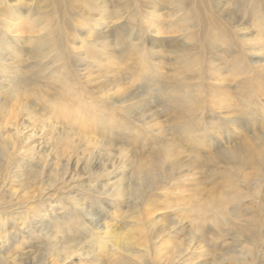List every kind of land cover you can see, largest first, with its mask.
<instances>
[{
    "label": "bare ground",
    "instance_id": "obj_1",
    "mask_svg": "<svg viewBox=\"0 0 264 264\" xmlns=\"http://www.w3.org/2000/svg\"><path fill=\"white\" fill-rule=\"evenodd\" d=\"M10 1L0 0V71H3L7 77L0 80V83H4L0 84V116L7 114L8 117L9 105L5 103L7 99L16 97L13 91L33 90L35 86L30 85L31 83L40 86L41 97L47 94V106L44 113L38 117L34 112L29 111L24 118L14 119L7 131H3L6 122L3 119L0 120V218L3 224L9 223L7 230H3V226L0 228V257L1 253L5 255L4 253L8 251L6 248H10L17 240L16 234L22 231L30 233L29 229L24 228L14 231V227H18V218L30 221L28 224L30 229L34 231L36 229L38 235L46 237L50 225L55 220H59L61 227L63 226L65 230L68 229L66 224L69 223L71 214L76 218L79 217L77 221L80 230L88 233L95 229L97 234H90L91 238L85 242L76 241L70 245H63L61 243L64 241H62L60 246H57L55 237H52V242H49L51 245L45 247L43 251L45 253L43 257L20 263L60 264L67 260L68 256L80 250L88 259V264H98V256L108 258L106 264H133L128 260L131 257L139 260L140 256H150L154 260L150 264H179L176 261L199 258L205 238L218 239L221 235L228 236L231 234L229 230H233L235 234L232 240L241 236L253 249L252 252L241 253V257L234 255L235 264H262L264 255V68L257 70L251 66L247 58L258 59L255 64L264 60V28H261V24L264 25L262 21L264 0H198L201 7H193L186 15L189 18L193 15V23H188L182 18L185 25H182L180 30L168 32L177 33L179 36L177 40L171 41L170 47L174 58L169 64L170 71L165 72L163 78H159L157 72L149 71L151 68L147 61L141 58L143 54L140 43L135 45L139 48L135 50L120 37L118 39L121 45L118 50L119 61L114 64L113 61L106 60V63L111 66L108 68L112 73L110 80L100 83L99 77L90 79V75L85 76L87 83L98 84L97 87L93 86L94 88L80 81L82 79L78 72L73 71L76 67L75 63L80 60L74 59L73 56L69 58L67 54L76 52L77 57H83L86 60L85 64L92 68L99 65L102 51L107 49L102 44L97 45V37L93 41H90V37L98 31L97 28L101 24L96 20L89 21L91 25L89 27L92 28L90 33L84 36V40L75 48L73 47V51L76 50L73 52L71 46L69 48L72 41L69 22L74 20L70 19L73 6L69 3L70 0H61V2L64 1L62 9L64 7L69 22L64 24L60 35L55 36L50 29L42 27L40 30L37 29L38 21L35 17H31L30 6L28 3L26 5V0H16L14 4ZM21 5L25 8L23 14L19 9ZM121 7L122 5L117 7L116 20L120 19ZM139 8L141 5L134 10L133 14L142 11ZM233 9H235L234 12H238L239 18H234ZM179 11L182 10L171 8L168 13H160L156 21L162 27L156 28L157 24H144L142 28L144 30L133 35V26L130 35L139 40L143 35L147 37L148 34L160 36L163 30H171L170 28L175 26L168 22V19L173 18ZM74 14L78 17L76 18L78 24L84 23L81 12L77 11V14L76 12ZM55 15H57L56 12ZM248 21L251 24L245 27L243 24ZM110 23L105 21L102 24L105 25L104 29L108 28ZM41 31L44 32L39 34ZM16 41L26 45V48L17 46ZM205 48L213 49V56L221 53L231 54L232 50H238V52L232 58L231 64L220 66L216 57L204 58L200 54ZM195 50H197L195 54L190 53ZM132 51H136L138 55ZM21 54L37 64L40 63V67L31 64V72L22 70L26 67L25 60L15 57ZM62 54L67 56L63 58ZM153 55L152 53L150 56ZM40 60L53 62L52 69L41 68ZM62 62L65 64L64 67H61ZM160 63L162 58L157 59L155 65L160 66ZM56 64L59 65L57 68ZM69 65L72 70L63 71L68 69ZM7 69L12 70L6 71ZM83 75L81 76L84 77ZM123 82L131 84L141 82L137 89H144L146 93L147 90H152L148 91L151 96L139 97L136 90H131L128 95L121 97L120 85H123ZM42 83L46 85H40ZM216 83H228L230 89L215 93L209 87ZM56 94L59 97H55ZM64 103H70V107ZM156 103L161 104L160 110H152ZM105 106L111 107V109L107 107L109 112L105 110ZM59 108V111H55ZM65 109L74 112L73 118L65 115ZM118 109L124 110L132 123L134 120H140L147 126L149 124L147 120H151L149 128L157 141V151L148 165L143 164L141 167L143 172L135 174L130 172L131 176L126 178L124 185L121 182L117 185L113 182L109 186L98 189L94 183L93 187L81 189L83 190L81 191L79 185L71 181L74 174L70 173L74 166L79 164L81 170L87 173L90 172V166H97L107 171L108 166H114L117 161L119 164L121 159L123 161L126 159L125 150L119 149L116 152L114 145H109V140L103 141V137L107 134L108 137L120 139V133L124 131V127L129 129L131 125L128 123L123 126L109 127L113 123L112 115L118 112ZM216 115L223 124L219 122ZM160 116H169L167 125L162 127L153 121V118ZM222 126H224L225 137L228 136L227 128L235 130L237 126L244 133H250V143H241L220 152L218 164L221 163L227 171H213L216 164L215 157L208 155L202 163L198 161L203 153L207 154L214 145H220L218 133L222 130L218 129ZM85 128L89 131L86 132ZM130 128L128 135L133 137L137 130L134 127ZM122 141L118 140L119 143ZM230 141L231 138L224 139V142ZM39 142L40 149H35V144ZM112 147L114 153L106 156L105 161H100L101 152H105L104 148L107 152ZM52 149L56 153L65 149H75V155L80 156L75 160L72 168L69 167L68 161L64 164L60 163L59 176L55 178L51 176L48 179L47 186L53 190L52 194L46 198L40 197L38 203L34 201L37 204L32 203L31 210L29 206H25L24 211L21 212L20 206L21 203H25L24 199H35L37 195L35 191L40 188V182H36L34 178L27 182L22 180L26 178L27 172L32 170L30 164L37 163L42 169L46 168ZM89 150H91L90 153H88ZM92 152L89 158L88 155L90 156ZM55 159L57 157L53 156L51 162ZM193 163L200 165L205 172H210L213 179L215 177L213 182L216 187L213 185L210 187L199 205H191L190 201V206L186 209L192 213V216L186 213L173 223H171L172 219L169 220L172 231L174 230L177 234V230H181L184 233V239L159 250L158 256L155 251L151 255L149 246L151 237L146 235L150 229L145 224L149 214L158 204H155V198L149 199L147 195L158 187L161 177L164 178L165 174L168 175L173 170L186 167L192 173L190 167ZM23 165L29 168L24 169ZM127 168L125 164L123 170ZM32 172L35 176L38 174L37 170ZM56 172L57 169L54 167L50 173ZM123 179L124 175L119 177V180ZM15 187L17 189H14ZM238 187L245 192L241 193ZM6 188L8 195L3 194ZM121 197L127 200L129 213L126 218L131 219L132 222L128 221L122 227L113 229L106 219L114 213V206L118 204ZM246 197L252 199L255 211L251 212V217L245 219L249 212L247 209L241 210L238 205ZM20 198L23 199L21 203L18 202ZM49 198L56 200L51 204ZM43 203L49 204V208L40 206ZM181 205L183 204H178L180 208ZM107 210L111 211L107 212ZM21 213L23 216H14ZM185 218H189L188 225L181 223L178 228H174V224H179ZM131 223L132 226H138L126 230ZM85 225H91V228L87 230L84 228ZM160 233L162 231L156 233L155 239ZM132 234L140 235V244L135 245V242H132L135 240ZM9 235L10 238L7 241L4 240L3 237ZM105 239L111 243L107 251ZM189 254H197V256L188 257ZM50 257L54 262H49ZM216 259L212 261L215 262ZM144 263L147 264V262Z\"/></svg>",
    "mask_w": 264,
    "mask_h": 264
},
{
    "label": "rangeland",
    "instance_id": "obj_2",
    "mask_svg": "<svg viewBox=\"0 0 264 264\" xmlns=\"http://www.w3.org/2000/svg\"><path fill=\"white\" fill-rule=\"evenodd\" d=\"M10 2L11 4H14L16 3V0H11ZM25 2L26 5L28 3V5L30 6V12H31L30 14H32L31 17L32 16L35 17L38 21L39 24V27L37 28L38 30H40L42 27L43 29H50L53 32L54 36L60 35V33L63 30L64 24L66 22L67 23L69 22V17L68 15L65 14L64 7L62 9L63 6L62 3H64V1L61 2V0H51L49 2V0H31V1L26 0ZM69 3L71 4V6L73 5L72 11L70 13L72 16H70L71 17L70 19L72 20L74 19L73 21L69 22V25L72 30V34L70 37L72 41L70 43L71 45L69 44V48L71 46L72 51L80 42L84 40L83 38L88 36V34L90 33V29L92 28L89 27L90 25L89 21L96 20L99 24H101L100 27L97 28L98 31L95 34H91L90 37V41H93L97 37L96 39L97 45L102 44L107 49L106 51H102V55H101L102 57L99 65H96L94 68H92L90 67V65L85 64L86 60H84L83 57H77L75 52L76 50L73 51L75 53L67 54L69 58H72L73 56L74 59L80 60V62L75 63L76 67L73 71L78 72L80 78L82 79L80 81L86 83L87 85H92V87L93 86L97 87L98 84H91L90 82L87 83V80L85 78L86 75H90L89 76L90 79H92L93 77H99L100 83H104L105 80H110L112 73L110 70H108V68L111 66L109 65V63H106V60H109V62L113 61L114 64L115 62L119 61L120 52L118 50L121 48V45L118 42V39L120 37L121 40L122 38H124V40H126L127 42L126 44L128 46H133L132 48L135 50L139 49L135 45L140 43V47L143 54L141 58H143L144 61H147L149 68H151V70L149 71L150 72L155 71L159 74V78H163L165 72L170 71L169 64L172 62V59L174 58V56H172L173 50L170 47V45L172 44L171 41L177 40V37L179 36L177 33L170 34L168 32L172 30L173 31L180 30L182 25L183 26L185 25L182 22L183 19L187 20L188 23H193L192 20L193 15L191 18H189L186 15L190 13L189 11L193 7L195 6L199 8L201 7L198 0H139V1L138 0H70ZM121 5H122L121 7L122 10L119 13L120 19L116 20L115 16L117 12V7L119 8ZM139 5H141V8H139V10L142 11L133 14L134 10L138 9ZM23 6L24 5H21L19 8L22 14L25 12V8ZM100 7H102V9ZM171 8L182 10L176 13L173 18L168 19V22H171V24L175 25L173 28H170L171 30H163V34L160 36L148 34L147 37H145L143 35V37H141L140 40L139 38H135L132 35H130V31L132 30L133 26H134V31H132L133 35H136L140 33V31H143L144 29L142 28L144 24H153V25L157 24L156 28L160 27L161 26L160 23L156 21L159 19L160 13H166V12L168 13V10ZM77 11L81 12L83 15L82 21H84V23H82L81 25L78 24L76 20V18L78 19V17L74 14V12H76L77 14ZM234 11L235 9H233V12ZM55 12L57 13V15H55ZM234 15H235L234 18L240 17L238 12H234ZM185 16L186 18H184ZM105 21L111 22L109 27L106 29H104L103 27L105 25H102L105 23ZM262 21L264 22V16L262 18ZM250 24L251 22L248 21L245 22L243 25L245 27H248ZM79 28L80 30H78ZM261 28H264L263 24H261ZM100 29L102 30L104 29V31H99ZM195 29H191V30H195ZM43 32L44 31H41L39 32V34H42ZM70 38H68V40H71ZM16 42H17V46L19 47L26 46L22 43H19L18 41ZM196 51L197 50L191 51L190 53L195 54ZM232 52L233 53L231 54L221 53L218 56H213L212 55L213 49L205 48V50L202 51L200 54H202L204 58L211 57V59H213L214 57H216V60L219 62V65L225 66L231 64L232 58L236 55L238 50H232ZM132 53L138 55L136 51H132ZM152 53L154 55L151 57L150 55ZM67 55L62 54L63 58H65ZM15 57H21L22 59L25 60L26 67L22 68V70L25 69L26 72H31L30 70L31 64H36V67H40V63L37 64L32 59H28V57L26 56L24 57V54ZM153 58H157V59L162 58V63H160V66L155 65L157 59H153ZM81 60L83 62H81ZM247 60L251 64V66L256 68L257 70H259L260 68H264V60L256 64L255 62H258V59L251 60L250 58H247ZM40 61H41V68L48 67V69H52L51 67L54 64L53 62H49V61L47 62V60H43V61L40 60ZM137 62L139 61L137 60ZM64 65H65L64 62H62L61 67H64ZM58 66L59 65L56 64L55 67L57 68ZM10 70L12 69H7L6 71H10ZM64 70H72V69L69 65L68 69H63V71ZM82 74H84L83 75L84 77L81 76ZM4 78L7 79L3 71H0V80ZM0 84H4V83H0ZM140 84L141 82L135 84H131L129 82H123V85H120L122 87V90L119 93L120 96L124 97L128 95L131 90H136V93L139 97L149 98L151 95L150 93H148V91L151 92L152 90H147L146 93L144 89L141 90L137 89L139 87L138 85ZM30 85H34L35 88H33V90L27 89L23 92H21V90H15L13 92L15 93L16 97L7 99L5 104L9 105L8 117L7 114L0 116V120L3 119L6 122L3 131L8 130L7 129L8 126L11 123H13L14 119H18L21 117L24 118L26 113L29 111L34 112V114H36L37 117L44 113L45 108L47 106V101H46L47 94L43 96L45 98L44 99L40 95L41 94L40 86H38V84L36 83H31ZM40 85H46V84L42 83ZM148 88H150L149 85ZM209 88L211 90H214L215 93H220L224 89L229 90L230 86L228 85V83H223V84L216 83L215 85H210ZM55 97H59V95L56 94ZM64 104L67 107H70L69 106L70 103H64ZM107 107L111 109L110 106H105L106 111H108ZM16 108L17 110H15ZM161 108H162L161 104L156 103L152 108V110H160ZM59 110L60 108L55 109V111H59ZM64 113L65 115L69 116V118H73L74 112H70L65 109ZM133 115L136 116V114ZM112 117H113L112 119L113 123L112 125L109 126L111 128L114 126H118V125L123 126L128 123H131L129 129H126V127H124L123 129L124 131L120 133L121 134L120 139H114L112 136L108 137V134L103 137V141L109 140V145L110 144L114 145L116 152L119 149L126 151V153H124L126 157L125 161L121 159L119 164L117 161V163L114 164V166H108L107 169L109 170L107 171L105 170L103 171L102 168H99L97 166L95 167L90 166L89 167L90 172L87 173L81 170V166H79V164L77 166H74V168H72L75 160L80 156L79 154L75 155L76 152L75 149H65L64 151H59L57 153L54 151V149H52V152L50 153L51 155H49L48 157L49 163L46 166V168L42 169L41 166H39L37 163L30 164V168L32 170L30 172H27L28 174L26 178L22 180L23 182H27L30 181V179L34 178L36 182H40V188L35 191L37 192L35 199L25 198L24 204L21 203L23 201L22 198L18 199V202L21 203L20 206L21 208L20 210H22L21 212L24 211L23 208L25 206H29L31 210L32 208L31 205H33L32 203L37 204L39 202L40 197L46 198L47 196L52 194L53 190H50V187L47 186L49 183L48 179L51 178V176H53V178L59 176L61 170L59 172L58 170L60 169V163L62 162L63 164L66 161L69 162V167L72 168L70 174H74V178L71 181L74 182L73 184L79 185V190L81 189L86 190L87 188L93 187L94 183L98 189L99 188L101 189L102 187L105 186H109V184L113 182H116V185L119 184L120 182L123 183L122 185H124L126 178L131 176L130 172H133V174H135L136 172L139 173L143 172V168L141 167L143 166V164L148 165L152 161V157L153 155H155V152L157 151L156 148L157 141L154 139V135L150 133L151 130L149 128V125L151 124L150 122L151 120H147L149 123L147 126H145L143 122L140 120H134L132 123V120H130V118L126 116L125 111L121 109H118V112H115L112 115ZM216 117L218 119L217 115ZM218 120L221 124H223V122L220 121V119ZM153 121L155 123L160 124L163 127L167 125V121H169V116H160L158 118H153ZM224 126L226 127V125ZM224 126H222L221 129H218L220 131L222 130L221 133H223ZM130 127H134L137 130V132L133 134L134 135L133 137L132 135H128V132L131 129ZM85 129L86 132L89 131L88 128ZM227 129H228V131L226 132V134L228 135L227 137H225V133L223 134L218 133L219 136L218 144L220 145H214L211 149H209V152L207 154L203 153V155H201V159L198 161L199 163H202L204 158L207 157L208 155L215 157L216 164L214 165L213 171L215 170L227 171V169L224 168L221 163L218 164V159L220 158L219 157L220 152H222L225 149H231L235 145H240L241 143L242 144H246L248 142L250 143V135H249L250 133H244L241 130V128H239L238 126L235 128V130H232L230 128ZM227 138H231V141L224 142V139ZM118 140H123V141L122 143H119ZM33 142L31 143V145L33 144ZM35 145H36L35 149H40L39 148L40 142L36 143ZM110 149H111L110 151L108 150L106 152V149L104 148L105 152H101L100 161H105L106 156L112 155L114 153L113 147ZM41 150H43V148ZM90 152L91 150L88 151V153ZM92 154L93 152L90 154V156L88 155V157L90 158ZM52 155L57 157V159L53 160V162H51V160L53 159ZM125 164H127V167L129 169L127 168L126 170H123ZM22 167L24 169L29 168L28 166L25 165H23ZM54 167L57 169V172L55 174L50 173L52 169H54ZM190 168L192 170V173L186 167H182L179 170H173L169 172L168 175L164 173L165 174L164 178L161 177L160 180L158 181L157 184L158 187L154 189L153 192H151L149 195H147L149 199L155 198L156 199L155 204H158V206L154 208V210H152V212L149 214L147 223L145 224V226H147V228L150 229V231L146 235L151 237V242L149 243L151 249V253H150L151 255H153V251H155L157 254L156 256H158L159 250L168 247L173 242L184 239L185 236L181 230L180 231L177 230V234L174 233V230L172 231L171 223L175 222V220L177 219H181L186 213H188L189 216H192V213L188 212V210L186 209L188 206H190V201H191V205L192 204L199 205L200 204L199 202H202L205 196L207 195V192L210 189V187L212 185L216 187L213 182L215 177L213 179V176L210 174V172H205L204 169L196 163L191 164ZM33 170L38 171V174L36 176L32 172ZM114 174H116V176H113ZM123 175H124V179H123L124 181L119 180V177ZM14 189L17 188L15 187ZM238 189L241 191V193L245 192L241 187H238ZM3 194L8 195L9 194L8 189L7 190L4 189ZM49 200L51 201L52 204L56 199L49 198ZM34 201H36L37 203ZM126 201L127 200L125 199V197H121L118 204L114 206L115 207L114 208L115 211H113L114 215L111 214L106 219L110 227H113V229L117 227H122V225L128 221L132 222L131 219L126 218V216L129 213L127 208L128 204ZM66 203L68 204V201H66ZM178 204H183L181 205L182 209L178 206ZM143 205H145L144 202ZM40 206L42 207L45 206L49 208V204L47 203L46 204L43 203ZM238 206L240 207L241 210L247 209V211L249 212V215H247L245 219L248 218L249 216L251 217L252 216L251 212L253 213L255 211L254 206H252V199L250 197L244 198L243 201H241V203ZM64 208L67 209L66 207ZM110 211L111 210H107V212ZM21 214L14 216H18V217L23 216V214L22 215ZM170 219H172L171 223L169 222ZM69 220H70L69 223L66 224L68 228L66 230L64 229L63 226L61 227V223L59 220H55L50 225L51 227L48 234L45 235L46 237H44L42 235L41 236L38 235V233H36V229L35 231L30 229L28 225L30 221L25 220L24 218H20V219L18 218V222H17L18 227H14V231L16 229L24 228V229H29L30 233L22 231L21 233L16 234L17 240L13 242L10 248L8 247L6 248L8 251L6 252L5 250L3 251V253L5 252L4 253L5 255H2L1 253L0 264H21L20 262H27L32 259L37 260L43 257V255L45 254L43 251L45 250V247H49L51 245L49 242H52L51 239L52 237H55V240L57 241L56 242L57 246H60L59 244L62 241H64V243H61L63 245L65 244L70 245L71 243H76V241H81V242L88 241L91 238L90 234H94V235L97 234L95 229L91 230V232L88 233H85L82 230H80L81 228L79 227L80 225L77 221L79 220V217L76 218L70 214ZM181 223L185 224V226L188 225L189 218L183 219L181 222H179V224L178 223L174 224V228H178L181 225ZM90 226L91 225H85L84 228L89 230L91 228ZM137 226L138 225L132 226L131 223V225H129L128 228H126V230H131L132 227L135 228ZM8 227H9V223L6 222L5 224H3L2 218H0V228H2L3 230H7ZM215 230L217 232H220L218 229ZM158 231H162V233H160L157 239H155V237L157 236L156 233ZM229 232L231 234H229L228 236L221 235V238L218 239L210 240L205 238L203 242V247L199 253V258H193V259L187 258L183 261L178 260L176 262L179 264H191L192 261H193L192 264H198V263L235 264L234 255H239L241 257V253L252 252L253 249L248 243L245 242V239H243L241 236H238L239 238L236 240H232L231 238L234 236L233 234L235 233L233 230H229ZM207 237L210 238V236ZM3 238L4 240L7 241L10 238V235L8 237H3ZM93 238L96 237L93 236ZM132 238L135 239L132 240V242H135V245L141 243L140 235L132 234ZM105 244L107 245L106 248L107 251L111 243L108 242L107 239H105ZM189 256L195 257L197 256V254H189L188 257ZM52 257L49 258L50 263L54 262ZM140 257L141 258L139 260L135 259L134 257H131V259H129L128 261L132 262L133 264L136 262L138 264H141L142 262L143 263L147 262V264H150V262H154V260L150 256L149 257L140 256ZM214 258L215 259L218 258V259H216V261L213 262L212 260ZM107 261L108 258L106 259L101 256H98V261H97L98 264L100 263L106 264ZM261 261L262 264H264V255ZM87 262L88 259L85 258V256L80 250H77L76 253L68 256L67 260H64L60 264H88Z\"/></svg>",
    "mask_w": 264,
    "mask_h": 264
}]
</instances>
